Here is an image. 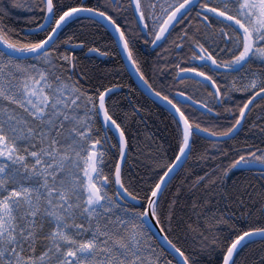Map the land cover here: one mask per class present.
<instances>
[{
  "label": "snow or ice",
  "instance_id": "snow-or-ice-1",
  "mask_svg": "<svg viewBox=\"0 0 264 264\" xmlns=\"http://www.w3.org/2000/svg\"><path fill=\"white\" fill-rule=\"evenodd\" d=\"M0 264H264V0H0Z\"/></svg>",
  "mask_w": 264,
  "mask_h": 264
},
{
  "label": "trees",
  "instance_id": "trees-1",
  "mask_svg": "<svg viewBox=\"0 0 264 264\" xmlns=\"http://www.w3.org/2000/svg\"><path fill=\"white\" fill-rule=\"evenodd\" d=\"M18 15H25V13L20 12ZM23 21H20L22 23ZM95 31V29L91 28L89 25V21L86 19H82L77 24L73 25L72 30H70L65 36L61 37L65 42L67 41V36L71 35L72 32L76 33H84ZM95 40L99 42V45L104 48L107 46L106 40L103 39L99 34L95 36ZM66 51L71 54L73 51L76 53L77 57L95 74H104L107 71L112 69H117L116 72H113L111 79L115 82L123 85L122 89L119 91L118 99L120 103L123 105L125 110H131L133 104H140L145 107V111L140 115H132L131 119L136 121V127L142 128V125L139 124L140 120H144L151 131L155 134L156 138L159 141H162V148H169L170 146H174V140L172 135V128L168 122L167 113L163 110L161 106L158 104H153L152 100L146 97L143 93L137 90L134 94L131 93L128 85H132L135 87V83L132 78H128L127 71L119 70V61L115 57H104V59H99L96 56H88L87 49H81L75 46V41H73L71 46H67L65 48ZM140 51L142 57L149 63H153L158 59L164 58V52L160 49H152L150 46H145L141 44ZM167 71V70H166ZM158 82V81H157ZM131 100V103H129ZM255 129L252 131L245 130L241 133L239 140L243 141L248 138H252L251 142L258 143V140L254 137ZM229 144H233L232 141L228 142ZM138 146V142H134L133 147L136 148ZM259 246V242H257L256 247Z\"/></svg>",
  "mask_w": 264,
  "mask_h": 264
},
{
  "label": "water",
  "instance_id": "water-1",
  "mask_svg": "<svg viewBox=\"0 0 264 264\" xmlns=\"http://www.w3.org/2000/svg\"><path fill=\"white\" fill-rule=\"evenodd\" d=\"M128 71H129V73H131V76L133 77V79L135 78L136 83H139V80H138L136 74H135L134 72H132L130 68L128 69ZM145 94H146V92H145ZM146 95H147V96L149 97V99L151 100L150 95H149V94H146Z\"/></svg>",
  "mask_w": 264,
  "mask_h": 264
},
{
  "label": "bare ground",
  "instance_id": "bare-ground-1",
  "mask_svg": "<svg viewBox=\"0 0 264 264\" xmlns=\"http://www.w3.org/2000/svg\"><path fill=\"white\" fill-rule=\"evenodd\" d=\"M88 56H96L97 57V54H92V53H87ZM101 59H104V57H100ZM99 58V59H100ZM127 72L129 73L128 69H127ZM133 82L136 84V80L135 78L133 79V77L131 76ZM146 97H148L145 93H143ZM149 98V97H148ZM160 106V105H159Z\"/></svg>",
  "mask_w": 264,
  "mask_h": 264
}]
</instances>
